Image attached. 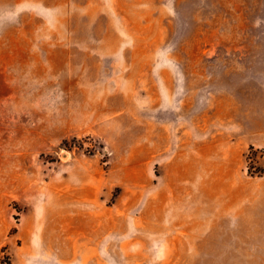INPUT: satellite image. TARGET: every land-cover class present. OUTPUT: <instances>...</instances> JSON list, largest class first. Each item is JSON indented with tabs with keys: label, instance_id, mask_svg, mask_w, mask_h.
Masks as SVG:
<instances>
[{
	"label": "rangeland",
	"instance_id": "obj_1",
	"mask_svg": "<svg viewBox=\"0 0 264 264\" xmlns=\"http://www.w3.org/2000/svg\"><path fill=\"white\" fill-rule=\"evenodd\" d=\"M247 155L264 0H0V264H264Z\"/></svg>",
	"mask_w": 264,
	"mask_h": 264
},
{
	"label": "crops",
	"instance_id": "obj_2",
	"mask_svg": "<svg viewBox=\"0 0 264 264\" xmlns=\"http://www.w3.org/2000/svg\"><path fill=\"white\" fill-rule=\"evenodd\" d=\"M153 264H225L221 261H207V260H176V261H158Z\"/></svg>",
	"mask_w": 264,
	"mask_h": 264
},
{
	"label": "trees",
	"instance_id": "obj_3",
	"mask_svg": "<svg viewBox=\"0 0 264 264\" xmlns=\"http://www.w3.org/2000/svg\"><path fill=\"white\" fill-rule=\"evenodd\" d=\"M249 149H250V151H251V154H253V153H255V151H257V149H255V148H253V146L252 145H250L249 146ZM247 157H248V168H249V172L251 173V174H258V175H262L263 173H264V165H261V166H256L255 164H254V157H252V156H250V155H247Z\"/></svg>",
	"mask_w": 264,
	"mask_h": 264
}]
</instances>
